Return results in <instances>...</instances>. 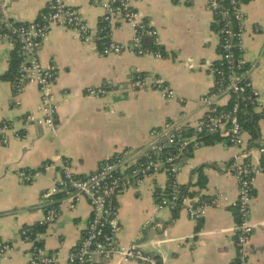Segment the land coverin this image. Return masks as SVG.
<instances>
[{"label": "crops", "instance_id": "obj_1", "mask_svg": "<svg viewBox=\"0 0 264 264\" xmlns=\"http://www.w3.org/2000/svg\"><path fill=\"white\" fill-rule=\"evenodd\" d=\"M50 1H11L4 12L0 11V34L4 17L14 24L37 22ZM208 2L142 0L137 4L143 19L159 32L155 51L162 54L161 59L138 56L132 51L102 56L95 42H81L69 29L53 27L42 44L39 59L43 66H55L57 71L56 134L24 123L28 114L40 115V90L28 84L18 93L13 80L3 79L16 45L10 40L0 41V126H14L6 134L7 145L0 135V241L12 246L0 264H27L33 245L21 239L20 231L37 225L44 217L45 194L54 178L49 173L26 184L18 176L21 170L37 169L61 156L70 159L76 175L83 176L96 171L113 154L148 148L151 131L168 122L193 134L197 121L206 114L201 99L215 85L212 66L221 60L219 31L214 28L215 16ZM67 4L93 30L98 27L103 16L99 5L92 0H67ZM242 9L246 22L240 55L260 94L255 112L264 115V0H242ZM132 37L133 28L126 22H118L111 33L112 40L122 44H128ZM152 43L144 39L146 48ZM149 73L163 78L177 98L166 100L157 91L132 88L135 78ZM101 87L106 88V96L87 95L88 89ZM226 104L227 100L221 102L222 106ZM258 129V138L244 132L245 143L240 147L222 142L192 150L193 156L177 178L188 190L183 207L157 209V202L170 190L164 172L148 177L138 188L122 192L117 197L121 230L116 245L120 249L137 245L166 264H236V210L211 208L204 218L194 221L184 208L192 201L219 195L230 200L238 197L235 158L255 166L264 164V117ZM254 192L250 219L255 231L249 259L251 264H264V173L257 177ZM90 216L86 199L63 202L57 220L37 232L45 253L55 255L58 264H68V255L81 242ZM103 264L138 263L113 257Z\"/></svg>", "mask_w": 264, "mask_h": 264}, {"label": "built area", "instance_id": "obj_2", "mask_svg": "<svg viewBox=\"0 0 264 264\" xmlns=\"http://www.w3.org/2000/svg\"><path fill=\"white\" fill-rule=\"evenodd\" d=\"M0 0V11L4 12ZM103 9V16L96 29H92L81 15L67 4V0H51L42 17L34 23L16 26L10 19L4 17L3 31L0 41L10 40L19 45L22 57L15 90L20 93L28 84H35L41 94L40 115L28 114L23 120L26 125H37L57 133V104L55 102V84L57 71L55 66L45 67L41 64L39 53L44 40L55 26L69 29L74 38L81 42L104 41L101 49L102 56L119 55L132 51L138 56H150L161 59L162 54L151 48H146L144 39L153 40L159 44V32L143 19L137 4L142 0H92ZM185 3L187 0H176ZM208 9L215 16V22L221 25L219 30V47L221 61L226 70L218 73L213 90L201 99L206 114L197 121L192 135L185 136L184 128L178 124L166 123L162 128L151 131L152 140L144 150L133 148L113 154L96 171L87 175H76L70 159L57 157L43 163L33 170H21L20 180L26 184L33 183L37 178L54 174L52 186L45 197V215L37 222L40 227L53 224L62 209L63 202L76 201L84 198L91 208V216L79 245L68 255V264H103L104 260L113 257L123 262L138 264H166L148 254L137 245L120 249L116 238L121 230L119 220L120 206L117 197L124 191L142 186L145 180L155 173L164 172L169 177V193L157 202V209L183 207L184 196L182 185L178 182L187 162V149L192 146L197 149L203 145L199 136L203 134L220 133L229 137L234 146L245 143L244 131L240 122L239 112L242 105H259V92L254 88L250 79V69L240 55L234 60V50L241 49L242 36L245 29L246 16L242 9V0H209ZM118 22H126L133 28V37L128 44L112 40L111 33ZM106 24L108 33L104 34L100 25ZM264 56V53H263ZM132 88L138 90H153L159 92L166 100L177 98L176 92L160 76L149 73L135 78ZM106 88H90V97H104ZM234 96L237 98L233 99ZM227 100L225 106L221 105ZM184 130L179 134V130ZM14 130L8 123L0 126L3 144H8L6 134ZM171 146L177 148L173 155L164 156ZM235 158L233 172L238 182V197L230 200L225 195H219L207 200H196L185 205L189 218L198 221L205 217L208 209L232 208L237 212L236 264H251L249 259V244L255 228L251 223V205L255 198V181L264 173L263 165H252L240 162ZM230 167V166H229ZM61 197V199H59ZM21 239L34 245L41 242L40 234L33 233L31 227L20 231ZM12 249L9 242L0 241V261ZM27 264H58L55 255L45 253L42 247L31 250Z\"/></svg>", "mask_w": 264, "mask_h": 264}, {"label": "trees", "instance_id": "obj_3", "mask_svg": "<svg viewBox=\"0 0 264 264\" xmlns=\"http://www.w3.org/2000/svg\"><path fill=\"white\" fill-rule=\"evenodd\" d=\"M18 25L20 24H16V26ZM106 26H107L106 24L100 25L101 29L104 28L103 29L104 34L108 33V28H107L108 26L107 27ZM214 28L216 29V31L217 30L219 31L221 28V25L219 23H216V25H214ZM104 41L105 40L97 42L98 50L102 48ZM15 45H16V50H15V53H13L11 56L9 72L3 76V79L13 80L14 82H16V79L18 77L19 67L22 61V57L19 54V45L17 43ZM150 48L153 50L157 49V47L153 43L150 44ZM240 54H241V50L238 47H236L234 50V60L238 61V57H240ZM212 70L214 71L216 81H217L218 76H219L218 73L222 70H226L225 63L221 60L217 61L212 66ZM235 98H237V96L233 97V99ZM262 117H264V115L256 113L255 107L252 106L251 104H246V105L244 104L240 107L239 118H240L243 131L249 133L253 138H258V130H259L258 122ZM191 132L192 131H190L188 134L190 135ZM183 134H185V136L188 135L187 133H183ZM228 140H229V137L223 136L220 133L203 134L199 136V141H202L204 146H214L222 142H226L228 145H231ZM176 150L177 148L175 146H171L170 148L166 150V152L164 153V156L173 155L174 153H176ZM187 150H188L187 151V159H188L193 156L192 146L189 147ZM263 152H264V147H263ZM182 189H183V196L188 194V190L186 187L182 186ZM59 199H61V197H59ZM31 229L33 233H37L38 231L44 230L43 227H40L38 225L31 226ZM36 247H42V242L34 243L32 250Z\"/></svg>", "mask_w": 264, "mask_h": 264}, {"label": "water", "instance_id": "obj_4", "mask_svg": "<svg viewBox=\"0 0 264 264\" xmlns=\"http://www.w3.org/2000/svg\"><path fill=\"white\" fill-rule=\"evenodd\" d=\"M11 1H13V0H5V1H4V4H3V9H4V10L7 9V7L9 6V4H10ZM106 261H107V259L104 260V262H106Z\"/></svg>", "mask_w": 264, "mask_h": 264}]
</instances>
